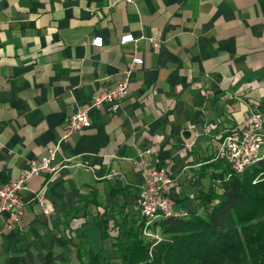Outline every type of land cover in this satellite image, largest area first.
<instances>
[{
  "label": "crops",
  "instance_id": "1",
  "mask_svg": "<svg viewBox=\"0 0 264 264\" xmlns=\"http://www.w3.org/2000/svg\"><path fill=\"white\" fill-rule=\"evenodd\" d=\"M135 55L144 62L132 68ZM128 70L117 112L90 110V126L61 142L65 167L27 182L19 224L0 217V264L23 248L21 264L49 253L83 264L84 241L118 253V224L142 218L139 152L169 169L176 210L199 211L228 165L225 136L264 113V0H0V181L57 146L67 119Z\"/></svg>",
  "mask_w": 264,
  "mask_h": 264
},
{
  "label": "trees",
  "instance_id": "2",
  "mask_svg": "<svg viewBox=\"0 0 264 264\" xmlns=\"http://www.w3.org/2000/svg\"><path fill=\"white\" fill-rule=\"evenodd\" d=\"M218 180L215 191L199 193V211L162 217L150 226L144 218L118 224L114 245L121 264H264V157L239 174L228 164ZM75 248L83 264H110L86 241ZM24 250L4 264H21ZM42 264L63 263L49 253Z\"/></svg>",
  "mask_w": 264,
  "mask_h": 264
},
{
  "label": "built area",
  "instance_id": "3",
  "mask_svg": "<svg viewBox=\"0 0 264 264\" xmlns=\"http://www.w3.org/2000/svg\"><path fill=\"white\" fill-rule=\"evenodd\" d=\"M134 3L135 0H117ZM136 41L133 34H124L120 38V44H128ZM91 44L95 47L103 46V38L96 36ZM144 59L135 55L132 58V68L143 64ZM128 70L125 77L108 89L97 91L91 98V102L83 106L71 115L64 126L61 140L57 146L50 147L39 158L29 160L27 167L17 178L8 181H0V217H4V226L8 229L19 224L24 214L21 202V193L26 188L27 182L40 174L54 176L65 167L64 162H56L57 154L61 150V142L69 139L74 133L90 126L89 112L92 109H101L106 106L110 112H117L121 101L129 94ZM221 150L233 173L239 174L246 167L264 157V113L255 112L248 118L243 127L225 136ZM133 163L139 168L143 182L136 198V208L142 218L146 220V226H150L155 220L162 217L187 216V210H176L168 194L175 181L166 167H158L150 164L143 152H139L133 159ZM80 165V164H77ZM36 201L41 205L45 213L49 212L46 205L44 189L35 194ZM146 234H148L146 232Z\"/></svg>",
  "mask_w": 264,
  "mask_h": 264
},
{
  "label": "rangeland",
  "instance_id": "4",
  "mask_svg": "<svg viewBox=\"0 0 264 264\" xmlns=\"http://www.w3.org/2000/svg\"><path fill=\"white\" fill-rule=\"evenodd\" d=\"M147 233H148L147 236H154L153 234H155V236L157 235V233H153L151 231H148ZM123 236H124L123 239L126 240V236L125 235ZM105 257L110 262V264H121L118 253H114V254L109 253Z\"/></svg>",
  "mask_w": 264,
  "mask_h": 264
}]
</instances>
